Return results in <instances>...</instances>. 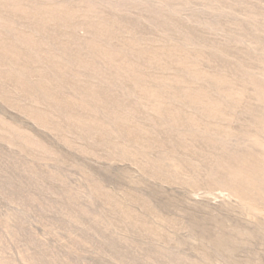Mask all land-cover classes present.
<instances>
[{"label":"rangeland","instance_id":"obj_1","mask_svg":"<svg viewBox=\"0 0 264 264\" xmlns=\"http://www.w3.org/2000/svg\"><path fill=\"white\" fill-rule=\"evenodd\" d=\"M0 264H264V0H0Z\"/></svg>","mask_w":264,"mask_h":264}]
</instances>
